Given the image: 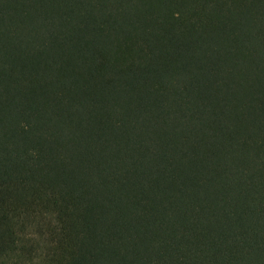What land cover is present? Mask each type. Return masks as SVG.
Wrapping results in <instances>:
<instances>
[{
  "label": "trees",
  "instance_id": "obj_1",
  "mask_svg": "<svg viewBox=\"0 0 264 264\" xmlns=\"http://www.w3.org/2000/svg\"><path fill=\"white\" fill-rule=\"evenodd\" d=\"M0 264H264V0H0Z\"/></svg>",
  "mask_w": 264,
  "mask_h": 264
}]
</instances>
